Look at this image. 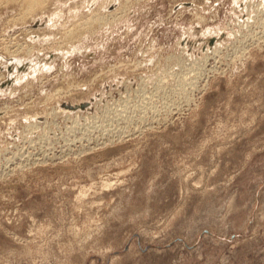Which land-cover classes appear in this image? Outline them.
Masks as SVG:
<instances>
[{"label": "rangeland", "instance_id": "obj_1", "mask_svg": "<svg viewBox=\"0 0 264 264\" xmlns=\"http://www.w3.org/2000/svg\"><path fill=\"white\" fill-rule=\"evenodd\" d=\"M126 1L0 0V264H264V0Z\"/></svg>", "mask_w": 264, "mask_h": 264}, {"label": "bare ground", "instance_id": "obj_2", "mask_svg": "<svg viewBox=\"0 0 264 264\" xmlns=\"http://www.w3.org/2000/svg\"><path fill=\"white\" fill-rule=\"evenodd\" d=\"M18 1V0H17ZM44 0H23V2L25 3V5L27 6L26 8H28L29 10H37V8H41L40 6L42 5V2H43ZM126 1V0H125ZM128 1V0H127ZM126 1V3L124 4V2H123V7L120 9H117L116 11H114V12H112V13H109L108 15H105V16H103L102 18H100V21L97 19V21H99L100 22V24H104V23H108V22H110V23H113V22H115L116 20H118L120 17H122L124 14H127L126 13V11L128 10V8H129V2H127ZM49 1H47V3H48ZM110 2V1H109ZM23 3V4H24ZM131 7V6H130ZM25 8V7H24ZM25 8V9H26ZM24 9V10H25ZM28 9H26L27 11H28ZM37 11H39V10H37ZM93 14V13H92ZM100 17V16H99ZM80 18V17H79ZM123 18V17H122ZM121 19V18H120ZM87 20H89V19H87ZM93 20V19H92ZM84 21V20H83ZM95 19H94V22L93 23H95ZM87 22V21H86ZM86 22H84V23H86ZM92 25H95V24H93L92 22H90ZM96 24H98V22L96 23ZM55 25V24H54ZM68 25V24H67ZM91 25V26H92ZM77 26V25H76ZM82 27H84L83 25H81ZM90 26V25H89ZM98 26V25H97ZM93 27V26H92ZM91 27V28H92ZM63 28V27H62ZM79 28V27H78ZM88 29H89V27H88ZM81 30H82V28H81ZM87 30V29H86ZM76 31V30H75ZM78 31V30H77ZM77 31H76V34H78L77 33ZM31 33L33 32V31H30ZM64 32V31H63ZM70 32V31H69ZM73 32V31H72ZM79 32V31H78ZM82 32H84V31H82ZM27 33V32H26ZM30 33V34H31ZM71 33V32H70ZM75 34V33H74ZM81 34V32L79 33V35ZM79 35H73L71 38H78L79 37ZM26 36V35H25ZM66 36H68L67 34H66ZM15 38V37H14ZM20 39V38H19ZM66 39V38H65ZM64 39V40H65ZM79 39V38H78ZM9 40V39H8ZM12 41V40H11ZM14 41V40H13ZM12 41V42H13ZM26 41V40H25ZM54 41V40H53ZM58 41V40H57ZM71 41V40H70ZM76 41V40H75ZM220 41V40H219ZM27 42V41H26ZM61 42H62V40H61ZM20 43V42H19ZM22 44V43H21ZM25 44V46H26V43H23V45ZM30 44H32V43H30ZM54 44V43H53ZM63 44V43H62ZM220 44V43H219ZM219 44H218V46H219ZM13 45V44H12ZM16 45V44H15ZM34 45V44H33ZM47 45V44H46ZM56 45V44H55ZM216 45V44H215ZM221 45V44H220ZM17 46V45H16ZM19 46V45H18ZM22 46V45H21ZM22 47V51L21 52H23V55L22 56H25L26 57V59L28 58V57H33V55L34 54H37V53H40V51L39 50H36L37 51V53H35L36 51H35V48H36V46L35 47H33L32 45H27L26 47ZM63 46V45H62ZM4 47V46H3ZM53 47V46H52ZM59 47H60V45H59ZM71 47V46H70ZM216 47H217V45H216ZM221 47V46H220ZM18 48V47H17ZM20 48V47H19ZM65 48V47H64ZM214 48V47H213ZM217 48H219V47H217ZM217 48L214 50V51H216L217 50ZM15 49V48H14ZM37 49V48H36ZM38 49H39V47H38ZM41 49V48H40ZM8 50V49H7ZM17 50V51H16ZM16 50H14V51H12L11 49H10V51H8V55L9 56H13V57H17V56H19V55H21L19 52V50L18 49H16ZM64 50V49H63ZM62 50V51H63ZM19 51V52H18ZM66 51V50H65ZM81 51V50H80ZM212 51V50H211ZM213 51V52H214ZM5 52V51H4ZM64 52V51H63ZM63 52H61V53H63ZM67 52V51H66ZM217 52V51H216ZM18 54V55H17ZM56 54V53H55ZM58 55V54H57ZM209 56V55H208ZM207 56V57H208ZM213 56V55H212ZM12 57V58H13ZM37 57V56H36ZM38 57H40V55L38 56ZM45 57V56H44ZM50 57V56H49ZM61 57V56H60ZM41 58V57H40ZM48 58V57H47ZM47 58H45V59H47ZM52 58H53V55H52ZM51 57H50V60L52 59ZM18 60H20V56H19V58H17ZM22 59H23V57H22ZM25 59V60H26ZM39 59V58H38ZM37 59V60H38ZM44 59V58H43ZM28 60V59H27ZM14 61L16 62V60L14 59ZM21 61V60H20ZM29 61H30V58H29ZM17 62H19V61H17ZM36 62V61H35ZM53 62V61H52ZM27 63V62H26ZM30 63V62H29ZM48 64H49V62H48ZM47 64V65H48ZM45 65V64H44ZM43 65V66H44ZM42 66V65H41ZM42 66V67H43ZM51 66V65H50ZM39 67H40V65H39ZM17 68V67H16ZM25 68H29V67H24V69ZM36 69V68H35ZM202 69V68H201ZM29 71H31V70H28L27 72H29ZM19 75V74H18ZM19 77V76H18ZM22 77V76H21ZM20 77V78H21ZM1 78V77H0ZM15 79V78H14ZM69 111V110H68ZM122 119V118H121ZM137 132V131H136ZM107 185L106 186H109V183L107 182L106 183ZM111 184V183H110ZM105 186V185H104Z\"/></svg>", "mask_w": 264, "mask_h": 264}]
</instances>
